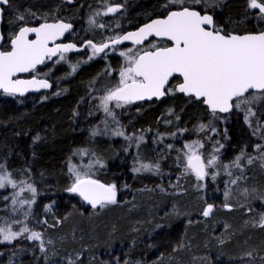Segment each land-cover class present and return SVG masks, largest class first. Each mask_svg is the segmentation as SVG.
<instances>
[{
    "label": "trees",
    "instance_id": "1",
    "mask_svg": "<svg viewBox=\"0 0 264 264\" xmlns=\"http://www.w3.org/2000/svg\"><path fill=\"white\" fill-rule=\"evenodd\" d=\"M58 1V6L42 10L39 0H10L4 8L3 49H9L10 37L17 31L18 11L29 9L36 14L30 25L40 23L42 17L67 16L62 11L64 2ZM131 1L138 16L155 18L163 12V0ZM209 13L225 33L264 31V20L248 7V0H219ZM254 107L253 128L257 118L264 123V101ZM115 111L125 136H133L131 142L112 134L117 128L112 120L108 125L111 131H99L105 116L102 109L93 112L76 104L69 90H51L26 99L0 91V163L6 164L18 182L26 180L37 188L27 224L32 231L42 232L45 241L44 251L39 241L24 237L0 243V264H67L69 259L76 264H249L247 252L260 264L258 257L264 256V227L258 226L264 213V200L260 199L264 197V167L260 161L252 165H247L246 159L241 161L247 180L238 185L228 184L230 178L219 165L220 175L203 181L184 167V146L193 141L203 144L198 151L205 159L217 155L221 164L231 162L242 150L258 155L255 145L264 144V140L252 135L253 128L245 123L242 113L234 109L213 116L204 106L180 111L179 120L172 117L173 112L157 108ZM201 125L207 127L201 130ZM93 129L99 133L92 135ZM79 149L90 153L83 157L85 164L94 160L91 153L102 161V167L93 168V178L116 184V204L94 209L76 193L66 191L72 182L68 165L81 162L75 154ZM137 158L158 163L159 172H133L139 166ZM231 170L234 176L240 175L239 170ZM245 188L247 197L242 195ZM17 191L19 186L0 189V226L24 219L27 205L12 212ZM226 191L230 192L227 199ZM21 198L32 196L25 191ZM226 203L232 209L227 210ZM49 204L52 209L46 211ZM207 204L216 207L209 218L202 215ZM44 220L47 224L41 223ZM19 227L13 224V230Z\"/></svg>",
    "mask_w": 264,
    "mask_h": 264
},
{
    "label": "snow or ice",
    "instance_id": "2",
    "mask_svg": "<svg viewBox=\"0 0 264 264\" xmlns=\"http://www.w3.org/2000/svg\"><path fill=\"white\" fill-rule=\"evenodd\" d=\"M218 3L219 0H163L160 5L163 12L160 16L139 27L137 31L104 37L98 43H94L91 39L81 40V48L91 49L88 60L101 54L107 56V50L114 49L124 41H132L139 45L150 36L167 38L171 41L170 47H159L153 44L151 50L133 52L132 49H128L121 52L120 55L125 57L126 63L119 70L118 81L115 84L106 80L101 81L99 87L95 89L102 95L92 96L91 99L99 100L97 107L102 109L106 116L105 128L108 126L107 118L109 117L117 125L112 132L113 135L125 137L130 142L133 140V136H125V132L119 127L116 109L137 101L159 99L175 92L201 101L213 116L217 113H231L235 109L243 114L245 123L253 128V118H256L254 105L264 101V31L244 34L225 33L222 27L216 26L213 15L209 14V10L218 6ZM0 5L8 6L10 0H0ZM248 7L258 10L259 19L264 20V0H248ZM105 8L106 11L95 12L89 17L90 26L105 28L104 24H97L96 17L118 13L122 5L112 4L105 0ZM3 15L4 8L0 7V19ZM36 18V14L29 9L23 12L18 11L17 31L10 37V47L8 50L0 48V89L10 95L17 93L23 95L33 88L51 87L47 80H37L35 77L25 80L14 79V77L19 73L33 72L37 65L44 64L46 59L58 56L55 62L59 63L66 60V53L80 50L76 43H55L66 32H70L73 28L71 23H65L59 19H54L49 23L47 17H42L44 22L39 23L38 26L30 25L29 22ZM30 35H34V38L29 39ZM4 39V35L0 33V42ZM50 44L53 46L50 47ZM79 63L71 65L72 73L76 72ZM108 74L110 75V72ZM176 74L182 77V82L173 88L169 85ZM93 83L95 84V81ZM205 127L207 126H200L201 130ZM262 129H264V123L257 118L252 135L260 136L261 140H264V135L261 134ZM97 132L98 129H93L92 135H96ZM39 139L37 135L35 140ZM139 140L143 141V136L139 137ZM136 146L139 147L138 144ZM168 147L172 146L168 145ZM184 147L187 149L184 152L185 171L193 173L198 181H203L207 177L215 180L220 175L217 168L219 165L230 178L228 184L238 185L241 181L247 180L242 160L246 159L247 165L260 161V166L264 167V144L255 145L258 155H247L242 150L240 155L226 164H221L217 155H211L205 159L198 151L199 148H203L200 141H193L185 144ZM216 151L218 152L219 149ZM75 154L81 157V162L79 164L69 163L68 171L72 182L66 191L78 194L94 209L98 206L102 208L116 204L118 193L116 184H104L98 179H93L92 170L96 165L102 167V161L91 153L94 160L85 164L83 157L90 155L88 149H79ZM137 163L139 166L133 168L135 173L159 172L158 163H143L139 158H137ZM233 168L239 170L240 175L234 176L231 170ZM209 169L213 170L210 172ZM8 186L13 189L19 186V191L13 193L12 212L22 211L25 205L28 208L23 211V220H12L0 226V237H2L0 243H11L24 237L30 241H39L40 249L44 251L43 233L32 231L27 224L31 216V206L35 203L37 188L26 180L18 182L13 178L12 172L7 170L6 164L0 163V189ZM25 191L31 193V199L21 198ZM229 195L230 192L226 191L225 199ZM242 195L247 197L249 190L243 189ZM3 199L7 200L8 197L4 196ZM260 199L264 200V197ZM16 205L19 207H15ZM224 207L231 208L232 206L226 203ZM51 209V204L46 206V211H51ZM213 210L214 205L207 204L202 215L209 217ZM249 211H251L250 208ZM41 223L47 224V220ZM13 224L20 225L19 229L13 230ZM258 226L264 227V213L260 214ZM47 243L52 244L53 242L48 240ZM180 246L183 244L178 245ZM245 256L249 259V264H255L257 257H254L252 252L245 253ZM258 259L260 264H264V256ZM67 264H76V262L69 259Z\"/></svg>",
    "mask_w": 264,
    "mask_h": 264
},
{
    "label": "flooded vegetation",
    "instance_id": "3",
    "mask_svg": "<svg viewBox=\"0 0 264 264\" xmlns=\"http://www.w3.org/2000/svg\"><path fill=\"white\" fill-rule=\"evenodd\" d=\"M62 2H64V7H66V10L63 9L62 11L67 16H54L53 18L48 19V21L59 19L73 24L72 31L59 42H72L76 43L79 47H81V40L91 39L94 43H98L104 37L115 34L122 35L126 32L136 30L142 24L153 18V16L149 18L138 16L136 14L138 9H131L130 7L129 3H132L131 0H108V2L112 4H121L122 8L120 12L115 14L97 16V24L105 25V28L100 29L90 26L88 21L89 17L95 12L102 13L106 11L105 0H71V2H69V0H62ZM57 3H59L58 0H47V2L45 0H39V7L43 10L44 8L57 5ZM41 22H44V20ZM153 44L159 47L171 46V41L168 39H157L152 36L141 45L133 43L117 45L114 49L107 50V56L101 54L92 60H88V57L91 55V49L82 48L79 51L66 53V60L60 61L59 63L55 62L58 60V56L47 59L44 64L37 67L35 71L26 74L25 77L35 76L38 78H45L52 83L51 90H69L73 92L76 104L82 105L85 109L88 108L89 110L96 112L97 110H100L97 107L99 100H93L91 97L102 95L101 92L95 91V89L99 87L101 81L106 80L112 84H115L118 81L119 70L124 67L126 63L125 57L121 56L120 53L125 52L128 49H132L133 52L151 50ZM77 62H80L78 68L75 73H72L71 65L77 64ZM109 72L110 75L108 74ZM97 77H99V79H97ZM93 81H95V84ZM180 82H182V78L180 76H174L170 81L169 86L175 88ZM75 90L83 91L76 92ZM45 92L48 91H43L37 94H44ZM30 95L35 94H29L24 97V99L28 98ZM204 106L206 105L201 101L192 99L182 93L175 92L174 94H169L159 99L153 98L152 100L138 101L131 105H126L125 107L120 108V110L125 108L137 111L140 107L152 109L157 108L164 112L171 111L173 112L172 117H174V119L179 117V120H181L182 113L180 111L203 108ZM160 118L161 115H158L157 120H160Z\"/></svg>",
    "mask_w": 264,
    "mask_h": 264
},
{
    "label": "water",
    "instance_id": "4",
    "mask_svg": "<svg viewBox=\"0 0 264 264\" xmlns=\"http://www.w3.org/2000/svg\"><path fill=\"white\" fill-rule=\"evenodd\" d=\"M0 7H6V6H4V5H0ZM254 11H258V10H255V9H253ZM209 14H211V13H209ZM212 15V14H211ZM156 18H158V17H155V18H152V19H156ZM213 18H214V16H213ZM151 19V20H152ZM151 20H149V21H147L146 23H149V22H151ZM64 21V20H63ZM215 21V20H214ZM49 23H51V22H53V21H48ZM65 23H68V22H66V21H64ZM42 23V22H41ZM146 23H144V24H146ZM39 24V23H38ZM38 24H34V25H32V26H38ZM144 24H142L140 27H142ZM73 25V24H72ZM2 27H3V18L2 19H0V33H2L3 34V32H2ZM73 29V28H72ZM72 29L70 30V32L72 31ZM138 29H136V30H133V31H129V32H134V31H137ZM70 32H66L65 34H64V36L63 37H60L59 39H57L56 40V42L55 43H62V42H59V41H61V40H63V38L68 34V33H70ZM251 32H257V31H251ZM127 33V32H126ZM233 33H236V34H244V33H247V32H243V33H237V32H233ZM150 37H152V36H150ZM150 37H148L146 40H148ZM155 38H157V39H167V38H161V37H156V36H154ZM34 38V35H30L29 36V39H33ZM146 40H144V42L146 41ZM143 42V43H144ZM67 43H72V42H67ZM124 43H133L132 41H124L123 43H121V44H124ZM142 43V44H143ZM3 44H4V41H2V42H0V48H2L3 49ZM134 44V43H133ZM120 45V44H119ZM139 45H141V44H139ZM50 47L51 46H53L52 44H50L49 45ZM170 47V46H169ZM77 48H79L80 50L82 49L81 47H79V46H77ZM4 50V49H3ZM73 51H76V50H73ZM73 51H71V52H73ZM68 53H70V52H68ZM54 57H56V56H54ZM47 60V59H46ZM42 65V64H41ZM41 65H37V67H39V66H41ZM36 67V68H37ZM35 71V70H34ZM28 73H30V72H28ZM28 73H19V74H17V76L16 77H14V79L15 78H19V79H25V80H27V79H32L33 77H35V76H33V77H25V75L26 74H28ZM175 76H179V74H176ZM37 80H47V79H45V78H38V77H35ZM182 78V77H181ZM48 82H49V84L51 85V87H49V88H33V89H30L29 91H27V92H25L23 95H21V94H19V93H17V94H15L14 96H16V97H19V98H24V97H26V96H28L29 94H37V93H40V92H43V91H51V89H52V83L49 81V80H47ZM0 91L1 92H3V93H5L2 89H0ZM8 94V93H7ZM143 101H145V100H143ZM138 102V101H137ZM139 102H142V101H139ZM207 107V106H206ZM208 108V107H207ZM209 110V109H208ZM210 111V110H209ZM220 114H228V113H220ZM93 179H95V178H93ZM101 181V180H100ZM101 183H104L103 181H101ZM104 184H106V183H104ZM78 195V194H77ZM79 196V195H78ZM117 196H118V194H117ZM80 197V196H79ZM82 200H83V198L82 197H80ZM83 202L85 203V204H87V205H89L90 207H92L87 201H85V200H83ZM99 207V206H98ZM227 210H230V209H232V207L231 208H226ZM215 210H216V207H215V205H214V210H213V213L209 216V217H212L213 215H214V213H215ZM208 217V218H209Z\"/></svg>",
    "mask_w": 264,
    "mask_h": 264
},
{
    "label": "rangeland",
    "instance_id": "5",
    "mask_svg": "<svg viewBox=\"0 0 264 264\" xmlns=\"http://www.w3.org/2000/svg\"><path fill=\"white\" fill-rule=\"evenodd\" d=\"M146 117V116H145ZM145 117L143 118L144 120H145ZM105 119H106V116H104L103 118H102V120H101V123H102V125H101V127H100V129H99V131H101V132H109V131H111L110 129H108V126H107V128H105V124H104V121H105ZM111 118L109 117V118H107V123H108V125H109V123L111 122ZM99 131L97 132V133H99Z\"/></svg>",
    "mask_w": 264,
    "mask_h": 264
}]
</instances>
